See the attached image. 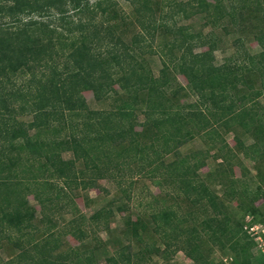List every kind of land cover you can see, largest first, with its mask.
Here are the masks:
<instances>
[{
  "label": "trees",
  "instance_id": "16d2710c",
  "mask_svg": "<svg viewBox=\"0 0 264 264\" xmlns=\"http://www.w3.org/2000/svg\"><path fill=\"white\" fill-rule=\"evenodd\" d=\"M128 1L135 8L140 28L125 40L118 32L120 24L115 20L119 14L114 0H0V18L10 19L0 23V233L32 227L36 209L28 203V191H32L46 217L48 204L58 202L64 195L65 188H59L57 180L92 188L100 178L116 179L114 170L130 169V164L136 162L140 164L137 172L150 177L163 175L165 170L166 177L179 190L193 195L195 204L206 201L214 212L200 229L196 225L182 226L184 219L174 209L154 213V231L161 235L166 248L175 245L195 264H212L213 248L205 246V234L214 246L229 247L240 264H254V242L242 224L225 215L222 203L208 186L194 181L204 157L193 166L187 159L169 164L162 161V155L194 136L186 128L190 121H197L198 130L212 122L227 125L233 119L247 127L258 115L245 104L246 96L238 97L239 103L228 102V88L237 89L242 83L253 89L244 78L245 72L237 70L242 67L214 66L216 45L188 26L178 25L179 19L202 12L210 14L214 26L227 15L236 23L237 10L234 5L232 10H226L223 0ZM99 15L103 20H98ZM158 31L172 33L174 38L159 50L163 68L157 77L143 53L149 51L147 47L156 53L151 42ZM255 39L263 50L254 55L245 53L250 64L264 59V31ZM197 45L207 50L195 52ZM178 52L181 55L177 57ZM175 74L188 79L190 88L203 98L202 103H212L214 112L209 118L202 110H192L187 115L177 103L179 100L174 104L172 96L185 88ZM172 81L176 87L170 96ZM86 90H91L98 100L114 97V107L91 110L83 95ZM141 106L146 120L137 130L136 110ZM24 115H32L33 120L19 119ZM258 117L260 123L255 131L264 140V121ZM143 138L148 141L143 143ZM65 151H72L75 158L65 159ZM79 159L84 162L83 169L76 166ZM156 182L161 186V181ZM55 188L57 193L53 195ZM41 189L50 194L43 195ZM111 214L110 208H102L90 220L100 225L105 217L107 229ZM125 223L130 233L142 240L141 231L147 228L144 218L127 217ZM72 235L83 242L87 233L78 228ZM52 242L50 238L43 242L30 238L27 244L17 243L21 248L16 264H67L64 257L69 255L55 253L57 245ZM153 250L157 252L159 248ZM71 256L70 264H100L92 250H73ZM133 257L148 259L141 252L134 255L122 251L107 261L132 264Z\"/></svg>",
  "mask_w": 264,
  "mask_h": 264
},
{
  "label": "rangeland",
  "instance_id": "374dc122",
  "mask_svg": "<svg viewBox=\"0 0 264 264\" xmlns=\"http://www.w3.org/2000/svg\"><path fill=\"white\" fill-rule=\"evenodd\" d=\"M95 1L90 0V3ZM114 2L119 14V18L115 20L120 24L118 32L125 40H129L140 28L137 13L128 0H114ZM223 3L228 11L232 10V5L235 6L236 23L227 15L218 20L214 26L210 14L202 12L187 19H179L178 25L188 26L195 34L201 35L205 40H211L216 45L213 52L214 66L242 67L237 70L240 73L245 72L244 78L253 89L242 83H238L237 89L228 88L225 92L228 102L246 96L245 104L253 108L264 121V59L258 58L250 64L245 58V53L254 55L263 50L255 38L264 31V0L246 2L223 0ZM241 7L244 9L240 12ZM120 16L124 19L122 20ZM6 19L0 18V23ZM98 20H103L102 16L99 15ZM173 38L172 33L158 31L155 40L151 42L152 49L156 50V53H151L149 47L145 49L149 51L143 53L148 66L157 77L163 68L159 50ZM205 50L207 47L202 45L194 48L195 52ZM138 51L140 50L137 49ZM180 55L181 52H178L177 57ZM61 60L63 61L64 58ZM175 75L177 82L185 88L173 97L170 92H173L176 84L172 81L169 94L174 104L182 105L184 107L182 110L187 115L192 110H202V114L209 118L210 112L213 111L212 103L210 101L207 105L206 102L202 103L203 98L190 88L188 79L181 74ZM115 88L121 91L119 86ZM83 95L91 110H111L116 103L114 97L96 99L91 90L84 91ZM194 104L196 106L192 108L190 105ZM136 114L139 121L136 129L141 130L143 127L141 123L146 120L143 106L136 110ZM257 116L247 127L233 119L227 125L220 121L212 122L205 129L198 130L197 121H190L186 128L192 130L194 136L174 147L172 152L162 155L165 164L187 159L189 166H193L198 159L204 157V165L196 169L194 181L205 184L215 193L223 205L225 215L232 222L242 224L249 240H252V237L247 233L245 226L258 223L260 229L259 224L264 223V140L255 131L257 124L260 123ZM19 119L30 122L33 116L24 115ZM31 133H34V130H31ZM146 140L148 141L147 138H143L142 142L145 143ZM62 156L65 159L75 158L72 151H65ZM76 166L78 169H83V160H77ZM139 166V163L132 162L130 169L125 168L123 171L116 169L113 173L116 179L100 178L97 185L92 188L84 189L76 184H64L63 181L57 180V186L65 188L64 195L58 202L48 204L45 209L46 217L32 191H28L26 198L29 205L35 207L36 218L30 228H24L20 232L9 230L5 234L0 233V264H16L21 248L17 243L27 244L30 238L39 242H43L46 238L53 240L52 244L57 245L55 253L69 255L64 257L66 259L64 263L67 264L73 261L71 256L73 250L94 251L96 260L100 264H108V257L122 251L134 255L141 252V256L145 255L148 258L139 260L133 257L132 264H195L183 250L175 249V245L166 248L161 235L154 231L152 216L165 208L174 209L184 219L182 226L196 225L200 229L203 227V222L214 214L212 208L206 201L195 204L192 200L193 195H186L183 190H179L177 184H173V181L166 177L165 170L162 169L163 175L157 173V177H150L145 172L138 173ZM88 177L89 175L86 176ZM165 177L166 179H163ZM157 180L162 182L161 186L157 184ZM40 192L43 195L50 194L44 189ZM56 193L57 188L51 194ZM255 196L258 197L254 201ZM102 208L112 210L107 229L104 227L105 217L101 218L100 225L90 220V217ZM137 216L143 217L147 222L146 231H141L142 240L134 237L125 223L127 217L136 220ZM78 228L87 233L83 242L72 235V232ZM202 240L205 246L209 245L213 248L210 257L212 264L241 263L229 247L220 249L214 246L205 234ZM152 246L159 248V251H154ZM151 247L152 251H150ZM252 250L253 263L263 264V250L257 248V245H254Z\"/></svg>",
  "mask_w": 264,
  "mask_h": 264
},
{
  "label": "built area",
  "instance_id": "2783aa9c",
  "mask_svg": "<svg viewBox=\"0 0 264 264\" xmlns=\"http://www.w3.org/2000/svg\"><path fill=\"white\" fill-rule=\"evenodd\" d=\"M260 229L258 228V223L245 226L247 233L252 237L254 245H257V248L263 250L264 253V223H260ZM264 264V262H263Z\"/></svg>",
  "mask_w": 264,
  "mask_h": 264
}]
</instances>
